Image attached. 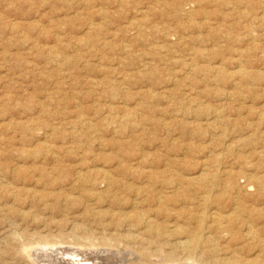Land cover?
Segmentation results:
<instances>
[{"label": "rangeland", "instance_id": "1", "mask_svg": "<svg viewBox=\"0 0 264 264\" xmlns=\"http://www.w3.org/2000/svg\"><path fill=\"white\" fill-rule=\"evenodd\" d=\"M169 255L264 264V0H0V264Z\"/></svg>", "mask_w": 264, "mask_h": 264}, {"label": "bare ground", "instance_id": "2", "mask_svg": "<svg viewBox=\"0 0 264 264\" xmlns=\"http://www.w3.org/2000/svg\"><path fill=\"white\" fill-rule=\"evenodd\" d=\"M77 172H78V171H77ZM81 174H82V173H80V175H81ZM81 176H82V175H81ZM112 178H113V177H112ZM103 179H104V178H103ZM101 180H102V179H101ZM95 181H96V180H95ZM176 181H177V180H176ZM179 181H180V180H179ZM182 181H184V180L182 179ZM103 182H104V181H103ZM107 182H108V179H107ZM91 183H93V181H92ZM91 183H90V184H91ZM175 184H176V183H175ZM92 185H93V184H92ZM110 186H111V185H110ZM175 186H176V185H175ZM205 187H206V186H205ZM211 187H212V186H211ZM178 188H179V187H178ZM96 189H97V188H96ZM111 189H112V188H111ZM205 190H206V189H205ZM142 191H143V190H142ZM156 194H157V193H156ZM154 195H155V194H154ZM148 198H149V197H148ZM148 198H147V199H148ZM151 198H152V197H150V199H151ZM156 198H157V197H156ZM153 200H154V199H153ZM150 201H151V200H150ZM159 201H160V200H159ZM157 205H158V204H157ZM139 217L141 218V216H139ZM186 232H187V231H186ZM194 234H195V233H194ZM188 235H189V234H188ZM196 235H197V234H196ZM194 239H198V238H194ZM54 241H55V240H54ZM39 242H47L48 244L51 242V244H53L52 239L47 238V237H43L41 240H39ZM56 242H58V241H55V243H56ZM76 242H80V241H76ZM195 242H196V240H195ZM198 242H199V241H198ZM58 243H59V242H58ZM74 243H75V242H74ZM75 244H76V243H75ZM78 244H79V243H78ZM82 244H83V243H82ZM178 244H179V246L181 245L185 250H187V253H189V254L192 253V248H190L188 245H186V244H187V241H179ZM189 244H190V243H189ZM45 245H47V244H45ZM49 245H50V244H49ZM49 245H48V247H51V246H49ZM56 245H57V243H56ZM56 245H55V246H56ZM58 245H59V244H58ZM59 246H60V245H59ZM64 246H65V245H64ZM66 246H67V245H66ZM78 246H80V245H78ZM82 246H83V245H82ZM181 246H180V247H181ZM190 246H191V245H190ZM53 247H54V246H53ZM57 247H58V246H57ZM70 247H71V246H70ZM70 247H69L68 249H70ZM62 248H63V247H62ZM65 248H66V247H65ZM183 248H182V249H183ZM46 249H47V248H46ZM53 249H54V248H53ZM56 249H57V248H56ZM56 249H55V250H56ZM74 249H76V248H74ZM182 249H181V250H182ZM51 250H52V249H51ZM51 250H50V251H51ZM63 250H64V249H63ZM65 250H67V249H65ZM76 250H78V248H77ZM84 250H86V249H84ZM34 251H36V250H34ZM40 251H41V250H39V252H40ZM47 251H48V250H47ZM50 251H49V252H50ZM49 252H48V253H49ZM62 252H63V251H62ZM65 252H66V251H65ZM65 252H64V253H65ZM78 252H79V251H78ZM86 252H87V251H85V253H86ZM88 252H89V251H88ZM33 253H34V252H33ZM37 253H38V252H37ZM41 253H42V252H41ZM41 253H39V254H41ZM64 253H63V254H64ZM92 253H93V251H92ZM105 253H106V252H105ZM110 253H111V252H110ZM34 254H35V253H34ZM56 254H57V252H56ZM58 254H59V253H58ZM60 254H61V253H60ZM60 254H59V255H60ZM86 254H87V253H86ZM41 255H42V254H41ZM51 255H52V253H51ZM74 255H75V253H74ZM92 255H93V254H92ZM95 255H97L96 252H95ZM107 255H108V254H107ZM110 255H111V254H110ZM118 255H120V254H118ZM118 255H116V256H118ZM194 255H195V254H194ZM42 256H43V255H42ZM71 256H72V255H71ZM76 256H77V255H76ZM88 256H89V253H88ZM93 256H94V255H93ZM98 256H99V255H98ZM100 256H101V255H100ZM111 256H112V255H111ZM113 256H114V254H113ZM116 256H115V257H116ZM191 256H192V255H191ZM34 257H35V255H34ZM46 257H47V256H45L44 258L46 259ZM60 257H61V256H60ZM67 257H68V256H66V258H67ZM72 257H74V256H72ZM77 257H78V256H77ZM77 257H75L74 259L68 257V258L65 259V260L68 261V264H83L82 261L80 260V259H81L80 254H79V258H80V259H77ZM82 257H83V256H82ZM108 257H110V256H108ZM115 257H113V258H115ZM173 257H174V256L169 255V256L165 259L164 263L161 262L160 264H168L169 262L178 261V260H175ZM35 258H36V257H35ZM52 258H53V256H52ZM57 258H58V257H57ZM61 258H63V257H61ZM61 258H60V259H61ZM89 258H90V257H89ZM111 258H112V257H110V259H111ZM118 258H119V257H118ZM53 259H54V258H53ZM53 259H52V260H53ZM83 259H84V258H83ZM85 259H86V258H85ZM85 259H84V261H85ZM91 259H92V256H91L90 260H91ZM99 259H100V258H99ZM102 259H103V260L105 259V258H103V255H102ZM119 259H120V258H119ZM190 259H191V257L189 256V257L186 258V261H189ZM42 260H43V259H42ZM50 260H51V259H50ZM52 260H51V261H52ZM93 260H94V259H93ZM95 260H97V257L95 258ZM113 260H115V259H113ZM113 260H112V261H113ZM116 260H117V259H116ZM121 260H122V259H121ZM196 260H197V259H196ZM56 261H57V260H56ZM56 261H55V262L53 261V262L56 264V263H57ZM58 261H59V260H58ZM106 261H109V262H110V260H107V259H106ZM117 261H118V260H117ZM117 261H116V262H117ZM123 261H124V260H123ZM44 262H45V260H44ZM46 262H47V261H46ZM46 262H45V263H46ZM62 262H64V261L62 260ZM87 262H88V261H87ZM87 262H85V264H86ZM89 262H90V261H89ZM96 262H97V261H96ZM113 262H114V261H113ZM116 262H115V263H116ZM120 262H121V261H120ZM120 262H118V263H120ZM51 263H52V262H51ZM58 263H59V262H58ZM60 263H61V262H60ZM129 263H130V262H129ZM129 263H128V264H129ZM191 263H192V262H190L189 264H191ZM42 264H43V263H42ZM62 264H63V263H62ZM65 264H66V263H65ZM87 264H89V263H87ZM91 264H92V262H91ZM97 264H98V263H97ZM101 264H102V263H101ZM126 264H127V263H126ZM130 264H132V261H131ZM137 264H138V263H137ZM141 264H142V263H141ZM145 264H152V263H145ZM184 264H185V262H184ZM194 264H195V263H194ZM196 264H203V263H196Z\"/></svg>", "mask_w": 264, "mask_h": 264}]
</instances>
